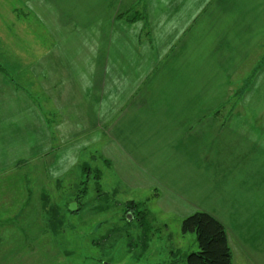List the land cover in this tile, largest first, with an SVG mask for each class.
Instances as JSON below:
<instances>
[{
    "label": "crops",
    "instance_id": "obj_1",
    "mask_svg": "<svg viewBox=\"0 0 264 264\" xmlns=\"http://www.w3.org/2000/svg\"><path fill=\"white\" fill-rule=\"evenodd\" d=\"M141 2L145 23L131 25L119 18ZM26 5L32 11L39 6L43 13L56 6L66 66L68 42L89 45L85 101L75 84L70 91L74 96H61L58 90V103L105 108L103 114L98 110L103 115L100 128L91 129L97 123L93 114L85 121L86 132L105 134L108 166L128 161L148 181L168 190L176 205L189 206L185 199L200 191L223 193L225 197L218 195L225 204L221 214L204 206L191 209L206 211L225 226L232 264H264V210L251 211L259 209L255 204L264 205V180L246 181L264 174V86L257 79V90L241 105L244 114L216 115L241 94L244 82L252 84L263 73L257 67L244 73L243 66L264 38V0H26ZM81 62L69 64L82 85ZM3 78L0 73V86ZM56 85L46 86L49 93L60 88ZM5 102L0 103V140L9 150L17 146L19 135L13 104L19 103L17 91ZM46 114L35 111L32 116L50 150L55 130L61 140L68 132L78 135L67 121L52 133ZM26 130L33 132L27 137L32 140L40 133ZM224 187L237 193H225ZM253 188L262 192L261 200L253 196ZM248 218L257 225L246 224Z\"/></svg>",
    "mask_w": 264,
    "mask_h": 264
},
{
    "label": "rangeland",
    "instance_id": "obj_2",
    "mask_svg": "<svg viewBox=\"0 0 264 264\" xmlns=\"http://www.w3.org/2000/svg\"><path fill=\"white\" fill-rule=\"evenodd\" d=\"M66 2L70 4V0ZM142 2L131 9V15L146 19ZM37 8L40 11L30 10L26 0H0V73L6 78L0 86V103H6V97L15 91L19 102L13 103L19 120L17 146L4 150L0 140V264H186V257L198 251L196 235L182 232L183 221L195 212L191 207L204 206L207 212L221 214L225 204L218 195L225 196L200 191L185 199L189 206L172 204L168 190L156 186L155 180L148 181L128 161L108 166L105 134L101 130L86 132L87 117L93 114L91 119L97 120L91 129L100 128L105 108L58 103V90L63 92L61 96H69L76 87L83 89L85 101L89 45L68 42L66 66L59 12L56 6L44 13ZM145 19L139 21L145 23ZM71 30L65 31L67 37ZM74 60L82 61V85L70 70ZM256 67L263 73L252 84L244 82L241 94L219 114H244L241 105L257 90V79L264 86V38L244 63V73L250 74ZM50 84H60V88L49 93L46 86ZM35 111L42 116L47 112L52 133L67 121L78 135L68 132L67 139L61 140L55 130L57 139L50 150L35 123L37 114L34 122ZM247 111L249 114L250 108ZM27 128L40 133L32 140L27 137L33 132L29 134ZM256 179L263 181L264 174L250 175L246 181ZM253 191L258 200L263 198L262 192ZM233 193L237 192L233 189ZM73 203L78 206L76 213L69 210ZM257 206L259 209L251 210L255 215L264 210L263 204L252 207ZM256 221L248 218L246 224L257 225Z\"/></svg>",
    "mask_w": 264,
    "mask_h": 264
},
{
    "label": "trees",
    "instance_id": "obj_3",
    "mask_svg": "<svg viewBox=\"0 0 264 264\" xmlns=\"http://www.w3.org/2000/svg\"><path fill=\"white\" fill-rule=\"evenodd\" d=\"M119 18L129 23L145 19V17L142 18V16H132L131 11L120 15ZM219 112L220 111H217L216 115H218ZM86 172H90L89 167L86 168ZM95 178L96 180L98 179L97 176ZM86 192L87 189L83 191V194ZM182 232L184 234L193 233L197 238L198 251L186 257V264L233 263L227 230L219 220L215 219L210 214L206 212L193 213L183 221ZM96 244L97 243H95V245Z\"/></svg>",
    "mask_w": 264,
    "mask_h": 264
},
{
    "label": "water",
    "instance_id": "obj_4",
    "mask_svg": "<svg viewBox=\"0 0 264 264\" xmlns=\"http://www.w3.org/2000/svg\"><path fill=\"white\" fill-rule=\"evenodd\" d=\"M69 210L71 211V212H77L78 211V206H77V204L76 203H73V204H71L70 205V207H69Z\"/></svg>",
    "mask_w": 264,
    "mask_h": 264
}]
</instances>
